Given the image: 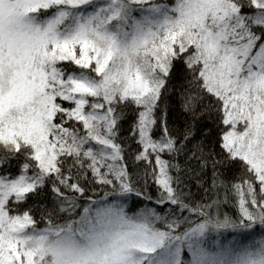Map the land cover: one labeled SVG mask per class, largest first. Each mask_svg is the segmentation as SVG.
I'll return each mask as SVG.
<instances>
[{
	"label": "snow or ice",
	"instance_id": "6c2138e0",
	"mask_svg": "<svg viewBox=\"0 0 264 264\" xmlns=\"http://www.w3.org/2000/svg\"><path fill=\"white\" fill-rule=\"evenodd\" d=\"M0 264H264V0H0Z\"/></svg>",
	"mask_w": 264,
	"mask_h": 264
}]
</instances>
